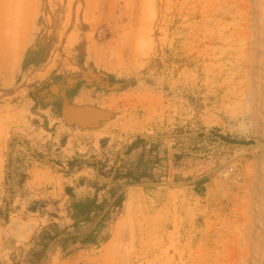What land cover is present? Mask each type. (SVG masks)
Listing matches in <instances>:
<instances>
[{
	"label": "rangeland",
	"instance_id": "rangeland-1",
	"mask_svg": "<svg viewBox=\"0 0 264 264\" xmlns=\"http://www.w3.org/2000/svg\"><path fill=\"white\" fill-rule=\"evenodd\" d=\"M257 5L264 0H0V264H249L250 257L264 263L259 155L215 136L249 142L264 135L251 111L244 116L251 95L243 98L245 86L264 79L262 59L252 61L263 51L258 41V48L248 45L264 43ZM250 14L263 15L261 30ZM250 32L261 39L254 33L248 39ZM241 46L259 53L246 63L250 52L241 54ZM245 67L250 76L259 69L257 79L247 78L250 85ZM254 85L250 93L263 98ZM200 129L214 135L128 140L137 132ZM11 135L17 138L7 156ZM136 137L144 142L133 154ZM230 167L235 172L226 174ZM73 189L83 195L96 189L98 210L112 207L97 241L68 249L74 237L61 245L54 236L79 208ZM15 229L22 238L13 237ZM245 235L250 245L262 240L254 244L262 256L245 254L253 247ZM31 244L33 252L10 256L15 246Z\"/></svg>",
	"mask_w": 264,
	"mask_h": 264
},
{
	"label": "bare ground",
	"instance_id": "bare-ground-1",
	"mask_svg": "<svg viewBox=\"0 0 264 264\" xmlns=\"http://www.w3.org/2000/svg\"><path fill=\"white\" fill-rule=\"evenodd\" d=\"M258 1H260V0H258ZM203 2H204V1H203ZM247 2H248V1H247ZM247 2H246V4H247ZM243 3H244V4H243L242 6L246 5L245 2H243ZM260 3H261V2H260ZM262 3H263V2H262ZM262 3H261V4H262ZM261 4H260V5H261ZM248 5H249V4H248ZM260 5H257V6L259 7V9H260V10H259L258 8H256V9H257V10H256L257 13H258V11H261V9L264 10V7H263V6L260 7ZM262 5H263V4H262ZM249 6H250V5H249ZM254 6H255V5H254ZM254 6H253V8H254ZM257 6H256V7H257ZM240 7H241V6H240ZM245 7H246V6H245ZM245 7L243 8L244 10H246ZM247 7H248V6H247ZM262 7H263V8H262ZM254 9H255V8H254ZM239 11H240V10H239ZM241 11H242V8H241ZM244 12H245V11H244ZM244 12H243V13H244ZM254 12H255V11H254ZM261 12L263 13L264 11H261ZM261 12H259V14H260ZM214 13H215V12H214ZM237 13H238V12H237ZM239 13H240V12H239ZM241 13H242V12H241ZM245 13H246V12H245ZM226 14H227V13H226ZM259 14H258V15H259ZM242 15H243V14H242ZM242 15H241V16H242ZM246 15H247V13H246ZM246 15H245V17H248V16H249V15H248V16H246ZM251 15H252V14H250V16H251ZM258 15H257V14H256V15H254V14L252 15V16H254V19H253L252 24H255L254 21H255V19L257 20L258 18H259L258 22L260 23V20H261V18H263V17H262L263 15L261 14V15H262L261 18H260V15H259V17L256 18V16H258ZM227 16H228V15H227ZM233 16H234V15H233ZM237 16H238V15H237ZM241 16H240V14H239V17H241ZM239 17H238V19H239ZM249 18H250V17H249ZM251 18H252V17H251ZM222 20H223V19H222ZM240 20H241V19H239V22H238V23H240ZM243 20H244V19H243ZM224 21H226V20H224ZM231 21H232V20H231ZM236 21H237V20H236ZM263 21H264V19H262V22H263ZM200 22H201V21H200ZM243 22H244V21H243ZM243 22H242V23H243ZM245 22H248V23H249L248 19H247V21H245ZM256 22H257V21H256ZM262 22H261V23H262ZM232 23H233V22H232ZM235 23H236V22H235ZM242 23H241V24H242ZM248 23H247L246 25H248ZM259 23H258L257 25H259ZM261 23H260V26H261ZM201 24H202V23H201ZM201 24H200V25H201ZM213 24H214V23H213ZM217 24H218V23H217ZM236 24H237V23H236ZM244 24H245V23H244ZM200 25H199V27H200ZM232 25H233V24H232ZM237 25H238V24H237ZM246 25H245V28H246ZM255 25H256V24H255ZM229 26H230V25H229ZM234 26H236V25H234ZM238 26H239V25H238ZM262 26L264 27L263 24H262ZM262 26H261L260 30L263 28ZM240 27H243V26H240ZM228 28L230 29V27H228ZM228 28H227V29H228ZM233 28H234V27H233ZM235 28H236V27H235ZM255 28H256V27H255ZM220 29H221V28H220ZM224 29H226V28H224ZM238 29H239V28H238ZM243 29H244V28H243ZM243 29L241 30V31H242L241 33H242V34H243V33L246 34L247 31H248V33H249V30H250V31H251V30H252V31H253V30L256 31V30L253 29V28H252V29H251V28L249 29V27L246 28L247 31H246V29H244V30H243ZM256 29H257V28H256ZM233 30H234V29H233ZM233 30H232V31H233ZM260 30H258V31H260ZM262 30L264 31V28H263ZM221 31H222V30H221ZM223 31H224V30H223ZM237 31H238V30H237ZM237 31H236L235 33H237ZM239 31H240V30H239ZM244 31H245V32H244ZM263 31H262V34H264ZM228 32H229V31H228ZM260 32H261V31H260ZM260 32H259V33H260ZM233 33H234V31H233ZM241 33L238 32L237 35L240 34L241 39H242V38L245 39V37H244ZM248 33H247V34H248ZM250 33H251V32H250ZM252 33H254V32H252ZM252 33L249 34L250 36H247V37H249L248 39H250ZM259 33L256 32L257 36L262 35L261 33H260V35H258ZM216 34H217V33H216ZM220 34H221V33H220ZM226 34H227V33H226ZM228 34H229V33H228ZM245 34H244V35H245ZM247 34H246V35H247ZM254 34H255V33H254ZM256 34H255V35H256ZM230 35L232 36V34H230ZM233 35H234V34H233ZM241 35H242V36H241ZM255 35H253V36H254V37H257V36H255ZM212 36H213V35H212ZM219 36H220V35H219ZM221 36H222V35H221ZM225 36H226V35H225ZM253 36H252V37H253ZM226 37L229 38L228 36H226ZM226 37H225V38H226ZM254 37H253V40H255ZM209 38H210V37H209ZM230 38H231V37H230ZM232 38H233V36H232ZM235 38H236V36H235ZM235 38H234V40H237V39H235ZM219 39H220V38H219ZM246 39H247V38H246ZM246 39H245V40H246ZM258 39H259V37H258ZM260 39H261V36H260ZM262 39L264 40V37H262ZM199 40H200V39H199ZM201 40H202V39H201ZM201 40H200L199 42H201ZM212 40H213V38H212ZM215 40H216V39H215ZM217 40H218V39H217ZM221 40H222V39H221ZM229 40L231 41V39H229ZM229 40H228V41H229ZM245 40L243 41L244 43L242 42L243 44H245ZM230 41H229V42H230ZM232 41H233V40H232ZM239 41H240V40H239ZM251 41H252V40H251ZM256 41H258V44L260 45V48H258V44H257ZM224 42H225V41H224ZM229 42H228V43H229ZM235 42H236V41H235ZM255 42H256V43H255ZM262 42H263V41H261V43H262ZM231 43H232V42H231ZM248 43H249V42H248ZM248 43L246 42V45H247ZM254 43H255L256 45H253ZM261 43H259V40H255L252 44H248V45H250V47H251L252 45H253L254 47H257V48L259 49V51H260V49H261V50L263 51V54H264V49H263L264 46H263V48H262ZM233 44H234V43H233ZM262 44H264V43H262ZM228 45H229V44H228ZM246 45H242V46H244V47L246 48V47H247ZM213 46H214V45H213ZM213 46H212V47H213ZM221 46H222V44H221ZM235 46H236V45H235ZM235 46L232 47V48H236ZM242 46H241V47H242ZM209 47H210V46H209ZM212 47H211V49H210L211 51H212ZM214 47H218V46L215 45ZM228 47H229V46H228ZM228 47H227V48H228ZM230 48H231V46H230ZM237 48H238V45H237ZM237 48H236V51L238 50ZM242 48H243V47H242ZM242 48H241V50H244V49H245V48H243V49H242ZM247 48H248V47H247ZM247 48H246V49H247ZM252 48H253V47H252ZM257 48H256V49H257ZM218 49H219V48H218ZM218 49H217V50H218ZM200 50H201V49H200ZM215 50H216V49H215ZM229 50H231V49H229ZM211 51H210V52H211ZM244 51H245V50H244ZM246 51L248 52V50H246ZM246 51H245V52H242V51H241V52H242L241 54H244V53H245V54L247 55V52H246ZM252 51H253V49H252ZM252 51L249 50L250 53L248 52V53H249V55H247L248 57L245 55L246 57H242V58H243V59H244V58H245V59H247V58L250 59V58L252 57L251 55H253V54H255V53H256V54H255L254 56H256L258 51H257V52H256V51H253V53L251 54ZM214 52H215V51H214ZM225 52H226V51H225ZM227 52H228V51H227ZM221 53H222V52H221ZM237 53H238V52H237ZM258 53H259V52H258ZM202 54H203V53H202ZM232 54H233V53H232ZM239 54H240V53H239ZM222 55H223V54H222ZM222 55H221V56H222ZM225 55H226V54H225ZM234 55H235V54H234ZM232 56H233V55H232ZM236 56H237V54H236ZM249 56H251V57L249 58ZM254 56H253V57H254ZM257 56H258V57H263V58H264V55L261 56V54H260V55L258 54ZM258 57H257V59H253V60H252V58H251L250 60L255 61V62H258V61H260V60L262 59V61H261V63H260V64L263 65L262 68H261V70H260V72H261V71L264 69V68H263V67H264V63H262V62H264V60H263V58H258ZM245 59H244L243 61H245ZM248 59H247L246 61H249ZM258 59H260V60H258ZM257 60H258V61H257ZM246 61H245V62H246ZM252 61H250V62H252ZM245 62H244V63H245ZM255 62H252V63H255ZM246 63H247V62H246ZM246 63H245V64H246ZM252 63H251V64H252ZM249 64H250V63H249ZM257 64H258V63H257ZM243 65H244V64H243ZM253 65H255V64H253ZM258 65H259V64H258ZM244 66H246V65H244ZM238 67H239V66H238ZM242 67H243V66H242ZM259 67H261V65H260ZM245 68H246V67H245ZM254 68H255V69H254ZM254 68H253V67L249 68V72H250L251 69L256 70L257 66H256V67L254 66ZM243 69H244V68H243ZM243 69H242V70H243ZM258 70H259V69H258ZM258 70H257V71H258ZM243 71H244V70H243ZM257 71H256V72H257ZM240 72H241V71H240ZM240 72H239V73H240ZM246 72L248 73L247 76H249V77H246V79H247V78L250 79V77H252L253 80L257 79V77H256L255 79L253 78V76H254L253 73H256L255 71H254V72L252 71V75H253V76H250V75H249V72H248L247 68H246ZM263 72H264V70H263ZM263 72H261L262 74H261L260 77H259L260 73L257 72V73H256V76L258 75L259 79H263V78H264V76H263L264 73H263ZM237 73H238V72H237ZM245 76H246V75H245ZM254 77H255V76H254ZM261 77H262V78H261ZM246 79H244V80H246ZM239 80H240V79H239ZM241 80H242V79H241ZM247 80H248V79H247ZM250 80H251V79H250ZM250 80H248V83H249ZM253 80H251V81H253ZM257 81H258V82H257L258 84H259V82H260V84L262 85V82L264 81V79H263V81H261V80L259 81V80L257 79ZM240 82H241V81H240ZM242 82H243V80H242ZM238 83H239V82H238ZM246 83H247V81H246ZM252 83H253V84H252ZM252 83H251V86L253 87V85H254L255 82H252ZM257 83H256V87H259V85H257ZM242 84H243V83H242ZM240 85H241V83H240ZM247 85H248V84H247ZM249 85H250V83H249ZM263 85H264V84H263ZM251 86H250V87H251ZM243 87H244V86H243ZM245 87H246L247 89H249L248 92L250 93V89H251L252 87H251V88H248L249 86H248V87L245 86ZM256 87H255V85H254V88H256ZM240 88H241V87H240ZM235 89H236V88H235ZM259 89H260V87L258 88V91H259V92H262L261 90H262V89L264 90V87L261 86V90H259ZM244 90H245V89H244ZM253 91H254V90H253ZM243 92H244V91H243ZM243 92H242V94H243ZM248 92L245 91V94L243 95V98H244V96H245V99H246V98L248 97L247 95H251V100H250L249 98H247V99L250 100V103L252 104V105H251V104H250V105L252 106L253 109L250 110V109H249V108H250V107H249V106H250V105H249V102L246 103L247 101L244 100L245 103H246V105H247V106L249 105V106H248V110H249V111H248L247 109H245V110H247L248 112H245V114H244V113H243V114H244V116H245L247 113H249V112L251 111V113H252V117H254V119H257L258 121H260L261 119H260L259 117L262 115L263 112L261 113V111H259V109L261 110V108L263 107V108H262V111L264 110V104H263L264 102H262L263 106L260 105L261 102H260V99H258V98H261L262 101L264 100V99H263V98H264V91H263V98H262V94L260 95V93H258L261 97H260L258 94H256V93H257V90H256L255 92H253L254 94H253V93H250V94H249ZM237 93H240V92H237ZM246 93H247V94H246ZM240 94H241V93H240ZM255 94H256V95H255ZM246 96H247V97H246ZM257 96H259V97H257ZM236 99H237V98H236ZM247 99H246V100H247ZM240 100H241V99H240ZM249 100H248V101H249ZM257 100H258V101H257ZM237 101H238V100H237ZM241 101H242V100H241ZM251 101H252V102H251ZM258 102H259V105L262 106L261 108H260V106H258V104H257ZM241 103H242V102H241ZM245 103H244V104H245ZM241 105H242V104H241ZM244 106H245V105H244ZM244 106H242V107H244ZM247 106L244 107V108H247ZM257 106H258L259 108H257ZM240 108H241V107H240ZM243 110H244V109H243ZM245 110H244V111H245ZM252 110H253V112H252ZM241 111H242V110H241ZM257 111H258V113H257ZM259 112H260V113H259ZM259 114H260V116H259ZM263 114H264V113H263ZM248 115H249V117L251 118V116H250L251 114H248ZM257 116H259V117H257ZM255 117H257V118H255ZM261 117H262V120H263L264 115L261 116ZM251 119H252V118H251ZM249 120H250V119H249ZM242 121H243V120H242ZM258 121H257L255 127H256L258 130L262 131V133H264V123H263V122H258ZM252 122H253V120H252ZM252 122H251V123H252ZM255 122H256V121H255ZM241 123H242V122H241ZM251 123H249V124H251ZM261 123H263V124H261ZM254 124H255V123H254ZM251 125H252V124H251ZM252 126H253V125H252ZM247 127H248V126H247ZM254 132H256V131H254ZM147 133H148V132H147ZM259 135H260V134H259ZM9 139H10V137L8 138V140H9ZM256 140H264V135L260 136V137H259L258 139H256ZM256 140H255V141H256ZM245 142H246V141H245ZM249 142H253V141H249ZM244 149H245V148H244ZM246 150H248V151H253V152L256 151V152L258 153V155H259V156H258V160H256V159H255V160L257 161V164H258V166H259V167L257 168V170L259 169V170H260V173H261V172L264 170V148H263V147H257V146H256V147L251 148V149H247V148H246ZM256 155H257V154H256ZM252 162H253V161H252ZM254 163H255V162H254ZM234 169H235V168H233V167L227 168V169H225V173L227 174V172H229V171H230L231 173H233L232 171H233ZM261 169H263V170L261 171ZM259 170H258V171H259ZM226 171H227V172H226ZM258 171H257V172H258ZM234 172H235V170H234ZM222 173H223V169H222ZM239 173H240V172H239ZM260 173H259L258 175H260ZM226 174H225V175H226ZM263 174H264V173H262L261 176H262ZM226 176H228V175H226ZM253 176H254V175H253ZM256 176H257V175H256ZM261 176H260V177H261ZM235 177H236V176H235ZM237 177H239V175H237ZM253 178H254V177H253ZM262 178H263V176H262ZM235 179H236V178H235ZM238 179H239V178H238ZM258 179H259V178H258ZM254 180H255V179H254ZM256 181H257V184L260 183V182L258 183L259 180H256ZM260 181H261V179H260ZM261 182H263V181H261ZM263 183H264V182H263ZM263 183H260V184H263ZM257 186H258V185H257ZM263 186H264V184H263ZM258 187H259V186H258ZM262 188H264V187H262ZM257 189H258V188H257ZM259 189H261V187H260ZM258 191H260V190H258ZM261 191H262V189H261ZM251 193H252V192H251ZM259 193H260V192H255L256 196H257ZM255 194H254V195H255ZM261 194H262V193H261ZM263 194H264V192H263ZM252 196H253V195H252ZM256 196H254V198H255ZM259 196H260V194H259L257 197L259 198ZM262 196H264V195H261V197H262ZM262 198H263V197H262ZM262 198L260 199L261 201L263 200ZM127 199H128L129 201L131 200V193L128 195V198H127ZM249 199H250V198H249ZM249 201H251V200H249ZM263 201H264V200H263ZM263 201H262V202H263ZM254 202H255V201H254ZM259 202H260V201H259ZM257 203H258V201H257ZM255 204H256V203H255ZM259 204H261V203H259ZM247 206H249V205H247ZM255 206H257V205H255ZM260 206H261V205H260ZM262 206H263V208H264V202L262 203ZM243 207H244V206H243ZM253 207H254V205H253ZM248 208H250V207H248ZM256 208H257V207H256ZM258 208H259L258 211H259V210H260V211H261V210L264 211L261 207H259V205H258ZM260 208H261V209H260ZM245 209H246V207H245ZM248 210H249V209H248ZM254 211H256L255 208H254ZM262 211H261V213H263ZM250 212H251V211H250ZM256 212H257V211H256ZM259 213H260V212H259ZM242 214L245 215L246 213H242ZM253 214H254V213H253ZM244 215H243V216H244ZM248 215H249V213H248ZM251 215H252V214H251ZM260 215H261V214H260ZM260 215H259V216H260ZM243 216H242V217H243ZM254 216H255V215H254ZM262 216H263V215H261V218L264 219V217H262ZM256 217H257V216H255V219H260V217H259V218H256ZM250 218H251V217H250ZM246 219H247V218H246ZM255 219H253V220H255ZM260 220H261V219H260ZM244 221H245V220L242 221L243 224H240L241 226L243 225L242 227H244V223L246 222V221H245V222H244ZM249 221H250V219H249ZM257 221H258V222H257ZM257 221H256V223H260V224H261V221H259V220H257ZM236 222H237V221H236ZM251 222H252V221H251ZM253 222H254L253 224H256L255 221H253ZM263 222H264V221H263ZM234 223H235V222H234ZM239 223H240V221H239ZM239 223H238V224H239ZM247 223H248V222H247ZM238 224H237V226H238ZM249 224H250V223L246 224V225H248L247 227L252 226V227L255 228V226H254L253 224H251V225H249ZM260 224H259V225H260ZM263 224H264V223H263ZM263 224H262V225H263ZM256 225H257V224H256ZM119 226H120V223H117V224H116V227H115L114 230H113L111 241H112L113 239H115V238L118 236V234H119ZM232 226H233V225H232ZM260 226H261V225H260ZM230 227H231V226H230ZM245 227H246V226H245ZM245 227H244V228H245ZM256 227H257V226H256ZM238 228H239V227H238ZM257 228H259V231H258V232H260V227H257ZM257 228H256V229H257ZM262 228H264V226H262ZM227 229H230V228H227ZM233 229H234V228H233ZM240 230H241V229H240ZM242 230H244V229L242 228ZM245 230H246V229H245ZM245 230H244V231H245ZM250 230H251V227H250ZM228 231H229V230H228ZM235 231H236V230H235ZM253 231H254V229H253ZM253 231L251 230L250 232L252 233ZM256 231H257V230H255L254 232H256ZM237 232H238V231H237ZM248 232H249V230H247V233H248ZM250 232H249V233H250ZM239 233H240V232H239ZM241 233H242V232H241ZM245 233H246V232H245ZM249 233H248V234H249ZM261 233H262V232H261ZM224 234H225V233H224ZM234 234H235V232H234ZM242 234L244 235V233H242ZM248 234H247V235H248ZM252 234H253V233H252ZM257 234H258V233H257ZM259 234H260V233H259ZM237 235H238V233H237ZM249 235H251V234H249ZM260 235L262 236V234H260ZM260 235H259V238H260V240H261ZM263 235H264V233H263ZM251 236H252V235H251ZM254 236L256 237V234H254ZM236 237H238V236H236ZM239 237H240V236H239ZM248 237L250 238V240H252V241L256 240V241L258 242V240H257L258 238H257V237H256L257 239H254V237H250V236H248ZM234 238H235V237H234ZM234 238H232V239H234ZM244 238H246V235L244 236ZM251 238H252V239H251ZM253 239H254V240H253ZM262 239H263V237H262ZM238 240H240V239H238ZM260 240H259V241H260ZM111 241H110V242H111ZM241 241L243 242V239H241ZM241 241H240V242H241ZM245 241H246V243H247V238L245 239ZM263 241H264V240H263ZM249 242H250V241H249ZM249 242L247 243V246L250 245ZM257 242H256V243H257ZM260 242L263 244L262 240H261ZM260 242H258V245H259ZM237 243H238V242H237ZM243 243H244V242H243ZM246 243H244V244H246ZM253 243H254V242H253ZM256 243H254V244H256ZM261 243H260V245H261ZM220 244H221V243H220ZM254 244H253V245H252V244L250 245V247L253 246V247H251V248H252L251 251H248L249 249H247V248H246L247 251H246V249H245V251H246L245 254L247 253V255H248V253H249V252H252V250H253V251H254V250L256 251V248L259 250V248H258L259 246L256 247V246H254ZM239 245H240V244H239ZM241 245H242V243H241ZM232 246H233V245H232ZM225 247H226V245H225ZM228 247H229V246H228ZM238 247H239V246H238ZM245 247H246V245H245ZM248 247H249V246H248ZM254 247H255V249H253ZM260 247H261L260 250L262 249L261 251L264 252V249H263L264 246L262 245V246H260ZM240 248H241V247H240ZM240 248H239V252H241ZM243 248H244V246H243ZM258 250H257L256 252H255V251H254V252H255L256 254H258V253L260 252V251L258 252ZM201 251H202V250H201ZM242 252H243V250H242ZM257 252H258V253H257ZM231 253H232V252H231ZM234 253H235V252H234ZM255 253H254V254H255ZM261 254H262V253H261ZM197 255H198V254H197ZM258 255H259V254H258ZM242 256H243V253L241 254V258H243V257L245 256V255H244L243 257H242ZM260 256H262V255H259L258 257H260ZM230 257H231V256H230ZM263 257H264V253H263ZM245 258H246V257H244L243 260H244ZM248 258H249V257H248ZM248 258H247V259H248ZM250 258H251V257H250ZM250 258H249L250 261L247 260V261L251 262V263H249V264H258L259 262H260L261 264L263 263V262H261V260H259V259H261V257H260L259 259H258L257 257H255V260H254V258H253V260H251ZM256 258H257V259H256ZM262 259H263V258H262ZM241 260H242V259H241ZM256 260H257V261H256ZM258 260H259V262H258ZM263 260H264V259H263ZM263 260H262V261H263ZM247 261L245 260L244 262L247 263ZM241 263L243 264L242 261H241ZM247 264H248V263H247ZM263 264H264V263H263Z\"/></svg>",
	"mask_w": 264,
	"mask_h": 264
},
{
	"label": "crops",
	"instance_id": "crops-1",
	"mask_svg": "<svg viewBox=\"0 0 264 264\" xmlns=\"http://www.w3.org/2000/svg\"><path fill=\"white\" fill-rule=\"evenodd\" d=\"M144 141L141 139V137H136L130 140L129 143V147L131 148V153L136 154L138 152V150L140 148H142V143ZM68 186H74L76 187V185H74L73 183H67ZM95 191L93 192H88L87 195H83V194H78L75 189H73L74 194H72V198L73 200H75V202L77 201V203H75V208L79 207L75 210H73L72 212H69L66 215V219L68 223H66V225L63 227L62 232L59 234L56 233V235L54 236V238H57L56 243L63 245L64 241L66 238H71L74 237L73 241L69 242V245L67 246L68 249L70 248H76L77 246L81 247L82 245H87L88 243H93V241L96 239V241L98 240V238L101 237V232H103V226L101 227V223L104 221V219H106V216L109 213V210L111 209L112 206H106L105 208H101V210H98L100 208H98L99 206H101V202H102V197H101V193L97 192L96 189H94ZM130 194V192L128 193V195ZM114 199V198H113ZM113 205V204H112ZM90 206V209L89 207ZM93 207V208H91ZM87 209L90 210V212L87 211ZM78 210V211H77ZM95 214V218L94 221L92 222V224L89 227L86 226H82L85 225L86 223H88V219L89 217H92ZM56 220H60V215L57 214L55 215ZM70 220V221H69ZM78 228V231H72V228ZM83 227V228H82ZM106 227V226H105ZM71 230V231H70ZM31 231V230H30ZM13 233H16L13 237H21L22 235H19V231L17 229L14 230ZM26 237V236H25ZM23 237V238H25ZM95 237V239L93 238ZM12 241H14V239H12ZM11 240L6 239L5 240V247H7L10 244ZM33 244L29 245V247H25V246H13L15 249L14 253L12 252L10 254L11 257H15L16 259L25 256L24 254H27L29 250V248H31V251L33 252L34 249L33 248ZM63 248V247H62ZM20 262L22 264L23 263V259H20Z\"/></svg>",
	"mask_w": 264,
	"mask_h": 264
},
{
	"label": "water",
	"instance_id": "water-1",
	"mask_svg": "<svg viewBox=\"0 0 264 264\" xmlns=\"http://www.w3.org/2000/svg\"><path fill=\"white\" fill-rule=\"evenodd\" d=\"M201 133H206V134H210V135H214V133L209 130V129H200V130H191V131H182V132H177V133H164V134H152V133H146V132H137L133 135H131L128 140L131 138V137H134V136H145V137H174V136H193V135H199ZM219 140L225 142V143H228L230 145H234V146H237V147H242V148H247V149H251V148H254V147H263L264 148V140H256V141H253V142H240V141H227L225 140L224 138H222L221 136L219 135H215ZM12 138H17L15 135H11L10 139ZM10 139H9V142H8V148H7V156H9V151H10ZM26 147L29 148V146L23 141L21 140L20 138H18ZM45 161H48L50 163H52L53 166L55 167H58L54 162L50 161V160H47L45 158H43ZM97 174L100 176V177H103L101 175L100 172H98L97 170ZM111 178V177H110Z\"/></svg>",
	"mask_w": 264,
	"mask_h": 264
},
{
	"label": "trees",
	"instance_id": "trees-1",
	"mask_svg": "<svg viewBox=\"0 0 264 264\" xmlns=\"http://www.w3.org/2000/svg\"><path fill=\"white\" fill-rule=\"evenodd\" d=\"M88 207H89V209H90V206H88ZM89 209H87V211H88V212H90V210H89Z\"/></svg>",
	"mask_w": 264,
	"mask_h": 264
}]
</instances>
